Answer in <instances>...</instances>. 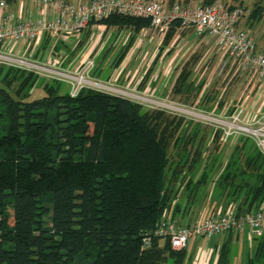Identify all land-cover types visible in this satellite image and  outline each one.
Returning <instances> with one entry per match:
<instances>
[{
  "label": "trees",
  "instance_id": "trees-1",
  "mask_svg": "<svg viewBox=\"0 0 264 264\" xmlns=\"http://www.w3.org/2000/svg\"><path fill=\"white\" fill-rule=\"evenodd\" d=\"M99 23L135 33L150 26L117 15ZM179 26L173 22L165 40ZM187 77L174 92L188 86ZM38 80L0 65V264H186V248L174 250L169 237L155 234L164 218L179 227L176 217L194 204L181 211L173 186L189 153L167 175L169 147L189 142L185 130L178 133L183 120L93 89L72 97L43 79L45 95L29 100ZM247 140L233 148L216 183L215 197L234 201L221 213L232 204L236 216L264 210V153ZM234 233L214 249L215 264H232ZM251 237L244 264H264V231Z\"/></svg>",
  "mask_w": 264,
  "mask_h": 264
},
{
  "label": "rangeland",
  "instance_id": "rangeland-1",
  "mask_svg": "<svg viewBox=\"0 0 264 264\" xmlns=\"http://www.w3.org/2000/svg\"><path fill=\"white\" fill-rule=\"evenodd\" d=\"M160 1L166 5L178 1L185 8L204 3L200 0H170L168 4L169 0ZM223 1L228 7L236 2ZM241 2L246 14L239 23L242 21V26L251 32L257 51L264 54V0ZM259 6L261 13L254 19L250 18V14ZM89 27L79 36L68 38L53 48L56 57L60 59L58 66L76 75L81 70V64L89 60L93 63V68L88 78L98 84L93 85V88L139 103L145 110H159L170 118L182 119L178 133L182 134L185 130V140L189 142L182 150L169 147L170 164L167 175H171L180 157L185 158L189 153L188 162L178 181L173 184L176 185L175 199L180 204L181 211L193 203L192 207L197 205L198 210L194 207L196 209H193L195 212L190 223L181 222L180 213L179 221L176 219V222L179 227L191 226L199 219L216 215V211H211L209 215L200 214L204 206L217 208V213H221L229 201L215 197L221 170L235 146L242 144L245 139L253 140L247 135L237 133L238 131L230 135L228 129L236 131L240 125H244L253 129L255 134L264 136V116L260 114L261 118L246 120L239 108L241 100L246 97L254 98L256 89L252 85L257 82L256 79L237 63L231 62L213 38L208 35L198 37L191 29H179L180 32L165 40L166 34L163 36L146 27L136 33L128 29L107 28L100 23H92ZM43 51L44 47L41 48L40 55ZM24 55L29 60L30 53L25 52ZM186 73L188 77L183 84L188 86L182 88L180 93L174 92L182 84L181 79ZM42 79L46 82L53 81L39 76L30 91L29 100L45 95V83ZM60 83L63 84L61 92H69V85ZM259 84L261 88L264 87V83ZM238 101L239 104L236 103ZM256 103L260 105V102ZM233 116H237L238 120L233 122ZM202 176L205 178L194 196V185ZM233 206L232 204L231 207ZM44 220L49 226L47 216ZM223 235L215 236L211 240L200 239L196 244L195 237L190 238L186 249L188 255L192 256V263H196L198 259L203 264L204 256L214 251V246L222 242ZM250 237L247 233L233 234L232 241L237 246L232 247V264H244L245 253L251 255L256 243Z\"/></svg>",
  "mask_w": 264,
  "mask_h": 264
},
{
  "label": "built area",
  "instance_id": "built-area-1",
  "mask_svg": "<svg viewBox=\"0 0 264 264\" xmlns=\"http://www.w3.org/2000/svg\"><path fill=\"white\" fill-rule=\"evenodd\" d=\"M33 4L38 10L35 18L25 13L22 3L12 13L7 10L6 0H0V65L66 83L72 97L84 88L99 91L93 88L98 84L88 78L93 63L83 62L81 70L73 75L58 66L60 59L53 48L79 36L90 24L113 15L148 20L149 28L163 36L173 22H179L182 31L191 29L198 37L208 35L231 62L237 63L258 83H264V54L257 51L251 32L238 26L246 13L240 6H226L223 0H206L192 8H185L178 1L166 5L160 0H87L80 4L68 0H33ZM42 47L44 51L40 55ZM25 52L30 53L29 60L24 58ZM59 53L64 55L62 51ZM231 118L233 122L238 120L237 116ZM228 130L230 135L238 131L251 137L264 153V136L244 125L236 131ZM169 219H163L155 234L169 237L174 250L185 249L191 237L210 240L230 231H247L249 236L260 237L264 231L263 206L243 216H236L233 207H228L225 212L199 219L191 226H174Z\"/></svg>",
  "mask_w": 264,
  "mask_h": 264
},
{
  "label": "crops",
  "instance_id": "crops-1",
  "mask_svg": "<svg viewBox=\"0 0 264 264\" xmlns=\"http://www.w3.org/2000/svg\"><path fill=\"white\" fill-rule=\"evenodd\" d=\"M68 1H70L72 3H74L73 1H75L77 4H80V3L86 2L87 0H68ZM166 1H168V0H166ZM200 1L204 2L205 0H200ZM225 1L230 2V0H225ZM20 3L23 4V8H24L25 13H27L28 15H30L33 18L37 17L38 10L33 5L32 0H19V1L13 0L11 3H7L8 4L7 10L9 12L16 13L17 10L19 9ZM168 3H170V0L167 2V4ZM239 5H243L241 0H236V2L233 3L232 6H239ZM242 25H243V23L241 21L238 26L240 29L245 30L246 28ZM89 29H90V27L88 28V30ZM178 32H180V31L178 30L177 33ZM221 55L224 56V54H221ZM226 59H228V58H226ZM226 61H228V60H226ZM223 64L225 65L226 63H223ZM251 82H254V81H252V79H251ZM259 85L257 82H254L252 85L256 89V92L254 94V98L246 97L245 99L241 100V104H240L239 108L242 109V112H243L242 117H244V119H246V120L258 118V117H260V114H261V116L262 115L264 116V87L261 88V85L260 86ZM146 89H148V87ZM257 101L260 102V105H257V103H256ZM236 103L239 104V101ZM235 106H237V105H235ZM194 207L197 208V205H195ZM194 207H191V209L187 213V216L182 217L181 222H184V224H188V223H190V221L193 220L192 215L195 212L193 209H196ZM197 210H198V208H197ZM211 211H212V208H210L209 206H204L203 209L200 211L201 212L200 214L209 215V213ZM178 217H179V215L176 217L177 220H178ZM242 233H247V232H242ZM237 234H241V233H237ZM248 236H249V234H248ZM226 237H227V235H223L222 242L217 244L216 246H214V248H217V250H218L220 248L221 244L225 241ZM194 239H195V244L200 241V239H196V238H194ZM232 245L237 246V243L233 241ZM213 253H214V251L213 252L211 251L210 254L208 253V255L204 256L205 261H203V264H215L216 263V256L217 255L214 257ZM187 255H188V252H187ZM201 261L197 259L196 263H192V256L188 255L186 264H200Z\"/></svg>",
  "mask_w": 264,
  "mask_h": 264
}]
</instances>
